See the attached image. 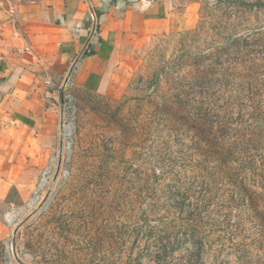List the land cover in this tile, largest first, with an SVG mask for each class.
<instances>
[{
  "label": "rangeland",
  "instance_id": "rangeland-1",
  "mask_svg": "<svg viewBox=\"0 0 264 264\" xmlns=\"http://www.w3.org/2000/svg\"><path fill=\"white\" fill-rule=\"evenodd\" d=\"M65 98L55 181L59 142L0 121V264H264V0H203L122 96Z\"/></svg>",
  "mask_w": 264,
  "mask_h": 264
},
{
  "label": "crops",
  "instance_id": "crops-1",
  "mask_svg": "<svg viewBox=\"0 0 264 264\" xmlns=\"http://www.w3.org/2000/svg\"><path fill=\"white\" fill-rule=\"evenodd\" d=\"M202 2L0 0V121L28 128L45 163L61 141L69 90L122 96L139 54L192 27ZM4 230L0 220V240Z\"/></svg>",
  "mask_w": 264,
  "mask_h": 264
},
{
  "label": "water",
  "instance_id": "water-1",
  "mask_svg": "<svg viewBox=\"0 0 264 264\" xmlns=\"http://www.w3.org/2000/svg\"><path fill=\"white\" fill-rule=\"evenodd\" d=\"M75 64H76V63H75ZM75 64L73 65V67L71 68V70H70V72H69V74H68V77H67V79H66V82H65V85H64V87H63V90L65 89V86L67 85V83H68V81H69L70 75H71V73H72V71H73V69H74ZM63 105H64V103H63ZM63 126H64V122L62 121V132H61V141H60V149H59V158H58V163H57V168H56V171H55V175H54V177H53V181H55V179L57 178V176H58V174H59V172H60V169H61V161H62V156H63V138H64ZM19 226H20V225H18V226L16 227V229H15V232H14V240H13V242H15V234H16V232H17Z\"/></svg>",
  "mask_w": 264,
  "mask_h": 264
},
{
  "label": "built area",
  "instance_id": "built-area-1",
  "mask_svg": "<svg viewBox=\"0 0 264 264\" xmlns=\"http://www.w3.org/2000/svg\"><path fill=\"white\" fill-rule=\"evenodd\" d=\"M71 126L69 125V127L67 128V132H66V134H64V135H66L67 137H69V135L71 134ZM68 139V138H67ZM68 141L65 139V141H64V143H63V149H64V146H65V143H67ZM68 145H69V142H68ZM53 171V169H52V166H49L48 167V169H47V172H48V174L49 173H51ZM56 171V170H55ZM44 178H46V177H44Z\"/></svg>",
  "mask_w": 264,
  "mask_h": 264
},
{
  "label": "bare ground",
  "instance_id": "bare-ground-1",
  "mask_svg": "<svg viewBox=\"0 0 264 264\" xmlns=\"http://www.w3.org/2000/svg\"><path fill=\"white\" fill-rule=\"evenodd\" d=\"M42 184V183H41Z\"/></svg>",
  "mask_w": 264,
  "mask_h": 264
}]
</instances>
